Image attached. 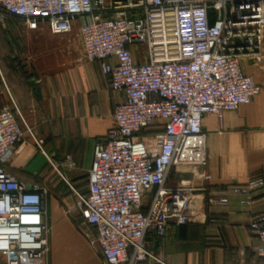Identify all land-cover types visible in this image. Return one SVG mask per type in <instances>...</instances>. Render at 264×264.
Segmentation results:
<instances>
[{"label":"built area","instance_id":"built-area-1","mask_svg":"<svg viewBox=\"0 0 264 264\" xmlns=\"http://www.w3.org/2000/svg\"><path fill=\"white\" fill-rule=\"evenodd\" d=\"M9 16L54 34L77 23L84 56L123 94L113 126L94 143L87 192L68 187L103 264L161 262L147 249L146 233L163 237L169 224L188 221L191 188L167 180L172 170L207 165L203 116L221 118L261 91L241 60L264 45V0H0V21ZM19 121L30 130L13 101L0 108V264H17L13 254L47 264L45 190L2 166L22 136ZM262 187L264 177L255 176L239 191ZM208 202L225 204L227 197ZM250 227L264 264V214Z\"/></svg>","mask_w":264,"mask_h":264},{"label":"crops","instance_id":"crops-1","mask_svg":"<svg viewBox=\"0 0 264 264\" xmlns=\"http://www.w3.org/2000/svg\"><path fill=\"white\" fill-rule=\"evenodd\" d=\"M76 26L54 34L45 24L28 29L17 17L0 21V108L13 101L30 129L19 121L22 136L2 166L26 185L45 190L51 232L47 264H72L73 249L66 246L72 233L90 244L68 183L87 192L94 143L113 126L114 106L123 98L109 87L99 62L84 56ZM241 65L261 84V91L221 118L203 116L207 165L172 170L167 180V185L184 182L191 188L188 221L169 224L163 237L148 231L146 247L162 263L147 258L143 264H261L256 252L260 240L250 223L264 214V187L249 194L239 188L252 177H264V50L242 59ZM36 140H42L41 148ZM201 172L209 178H201ZM211 196H226L227 202L210 204ZM246 199L251 203L243 202ZM11 259L43 264L24 254Z\"/></svg>","mask_w":264,"mask_h":264},{"label":"rangeland","instance_id":"rangeland-1","mask_svg":"<svg viewBox=\"0 0 264 264\" xmlns=\"http://www.w3.org/2000/svg\"><path fill=\"white\" fill-rule=\"evenodd\" d=\"M263 50H264V45L261 46L260 48V51H263ZM49 236L51 238V232L48 233V236H47L48 240H49ZM49 245L50 244L48 243V246ZM52 245L55 246V243L52 242ZM66 246H69L70 248L73 249L72 250L73 256L69 260V262H71L72 264H99L95 247L91 243L89 244V243L81 241V236L79 234H76V233L70 234V236L68 237Z\"/></svg>","mask_w":264,"mask_h":264}]
</instances>
